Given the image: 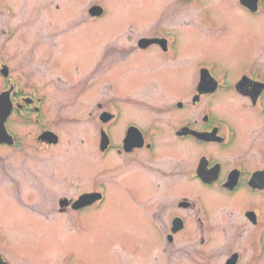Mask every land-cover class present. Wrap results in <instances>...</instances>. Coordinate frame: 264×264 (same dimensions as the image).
<instances>
[{"label":"rangeland","instance_id":"rangeland-1","mask_svg":"<svg viewBox=\"0 0 264 264\" xmlns=\"http://www.w3.org/2000/svg\"><path fill=\"white\" fill-rule=\"evenodd\" d=\"M97 4L106 10L101 18L89 15V8ZM159 28L176 34L174 47L179 53L175 60H163L152 47L138 52V59L123 67L115 65L116 78H104L105 52L120 50L125 32L130 31L132 51L135 39L154 36ZM94 52L104 62L102 68L90 65ZM0 56L11 62L21 85L45 94L43 117L47 125L69 112H80V108L88 112L94 102L114 100L122 108L124 120H138L147 133L160 137L155 160L186 162L191 151L193 156L219 154L211 146L175 143L159 126L152 129L147 125L151 114L148 97L154 96V85L143 83L150 78L149 64L160 60L182 69L185 82L179 87L189 92L201 62H215L229 72L226 89L203 97L197 104H191L189 97L190 108L175 111L177 122L191 118L201 125L205 109L211 108L215 118L229 121L236 130L238 141L230 152L237 158L244 152L249 135L254 143L256 135L264 131V113L252 111L250 102L230 87L247 71H260L258 64L264 68V0H260L257 14L240 0H0ZM114 58V63L122 60L118 52ZM137 63L145 72H137ZM91 73L85 88L93 79L96 82L87 88L84 101H76L80 84L84 85L79 77L85 79ZM135 95L145 106L125 104L126 97ZM63 96L68 97L63 101L68 106L60 104ZM78 121L60 119L58 125L50 126L61 139L59 145L46 149L32 144L33 129L23 120L9 121L22 143L15 148L0 147V253L11 264H224L231 251L239 253L238 264H264V241L253 242L259 233L264 240V228L255 233L243 215L250 207L245 206L246 201H259L260 196L245 200L242 194L230 196L197 182L189 187L185 183L188 188L184 190L193 199L204 200L200 202L206 204L216 226L210 227L213 239L205 247L193 239L194 229L171 245L161 240L162 230L152 218L156 206L148 204L155 183L142 172L124 170L122 157L115 151L99 159L95 122L89 115ZM112 130L119 137V128ZM219 157L231 158L228 151ZM114 172L120 179L115 182ZM100 182L107 186L101 206L86 208L76 218L54 211L59 197H75L80 190L90 193ZM182 189L172 186L165 196L170 198ZM159 198L163 206L165 197ZM175 206L174 200L170 205L174 213H184L195 222V214ZM46 207L54 208V213L49 209V215L42 216L41 212L48 211Z\"/></svg>","mask_w":264,"mask_h":264},{"label":"flooded vegetation","instance_id":"flooded-vegetation-1","mask_svg":"<svg viewBox=\"0 0 264 264\" xmlns=\"http://www.w3.org/2000/svg\"><path fill=\"white\" fill-rule=\"evenodd\" d=\"M91 8L92 6L89 8V11ZM105 14V9L103 14L99 17L92 16L89 13L91 17L95 18H101ZM155 30L157 34L154 36H140V38L135 39V45H133L134 49L132 51L129 45L131 41L130 31L129 34L125 32V34L121 36V39L123 38L124 40V45L122 44V46L119 47L120 50L112 48V50L105 52V57L103 58L106 67L104 78H106V75H112L113 78H116L118 72L114 71L115 65L117 66L119 64L120 67H123L131 63L134 59H138V52L147 51L152 47L156 48L159 56H162V59L164 57V59L171 61L175 60L179 53L174 47L177 42L176 34L164 28ZM151 40H158V42H151L145 46L141 44V42H145L146 44V42L148 43ZM117 52L122 58L120 63H114V54ZM95 53L96 52L93 53L94 55L92 56L90 65L93 64L97 69L102 68L104 62L100 59L98 60ZM137 64V72H145L140 68L139 63ZM149 66L152 69H148L149 72L146 73L150 78L144 81L143 84L148 81L151 85H154V96L148 95L149 104H147V110L151 114L147 118V125L151 124L152 129L159 126V130L162 131L163 135H168L175 143L184 144L191 142L198 146H211L213 151L219 154L213 156L208 152V154L204 153L202 155L197 154L193 156L191 151L186 158V162L175 160V158L166 161L155 160L154 153L157 150V142L160 141V137H157L155 133V136L147 133L145 125L138 120H124L123 110L119 103L114 100L104 101V103L103 101L94 102L88 112L80 108V112H69L66 116L55 119L52 125H47L43 117L44 106L47 101L45 94H39V89L27 88L21 85L19 81H17L18 77L12 69L11 62H7L2 56H0V82L3 86L0 88V98L7 99V106L0 100V128H2L1 124H4L8 131V135L5 137L7 140L0 141V147L15 148L22 144L19 141L17 132L9 125V121L11 123L14 122V118L23 120L24 124L28 126L27 128L32 127L33 132L31 133L32 140L34 141L32 144H34L36 148L46 149L59 145L61 139V135L57 130L50 126L58 125L60 119H63V121L66 120V123L71 119L75 124H79L78 122L80 121L78 120H83L85 116L89 115L92 117V122H95L94 124L98 129L97 132H95L99 142L97 157L99 159H106L112 151H115V153L117 152L122 157V168L124 170L131 171L132 173L142 172L148 179L155 183V191L152 193V197L148 204L156 206L154 207L155 212L152 218L158 228L162 230L163 236L161 240L163 239V241L165 240L169 244L174 245L177 240L186 237L188 231L192 232L194 229V235H192V237H194L193 239L196 238V240L199 239L198 243L201 247H205L211 243L213 236L210 233V227H215L216 224L212 222L206 204L204 205L200 202H204V200L200 197L193 199V195L186 192L187 190H184L192 186L193 182H197L199 186L207 189H217L218 191L220 189L230 196L242 194L245 200L246 197L253 198V196L256 195L260 196L259 201H246L245 206L248 204L250 207L243 210V215L254 227L255 233L256 230L259 231L264 228V206L262 204L264 200V131H260L258 135H256L254 138L256 141L254 143H252V141L250 142L249 135L247 144L244 147V152L237 158L235 154H231L230 152V148L238 141L236 130L229 121L215 118L211 108L205 109L206 112L202 115L201 125L197 124V122L193 123L191 118L177 122L175 115L177 112L176 110L184 111L189 107L190 103L187 101L189 97L191 98V104H197L203 97L216 96L218 91L226 89L228 87L227 78L229 72L219 69L215 62H201L199 66L196 67L198 78L195 86H193V82L191 84L192 90L195 88V93H191L192 90L189 92L187 89L179 87L181 84H184L185 77H182L183 71L177 64L166 61L161 62L160 60V62L155 64H149ZM258 66L260 71L256 73L247 71L243 76L236 79L233 84L231 83L230 87L233 86V88H231L238 95L250 102L252 111L261 115L264 113V68L261 64H258ZM205 68L209 69L210 73L218 81L215 93L210 92L209 86H205L203 92L198 88L201 72ZM92 74L93 73L85 77V79L79 77L81 82L82 80L84 81V85L80 84L81 91L75 96L77 98L76 101H84V93L88 92L96 82V79H93L90 81V85H87L89 90L85 88ZM191 74L192 72L189 75ZM245 76L250 79H243ZM177 77H179L178 80L180 82L178 81L176 85ZM242 79L244 80L243 89L249 93L247 95L237 88V85L243 81ZM31 87H33V84H31ZM82 88H85V90L82 91ZM61 99L60 104L68 106L63 102L64 100L67 101L68 97L63 96ZM124 101L127 105L132 103L131 105L135 106H145L144 103L139 102L136 95L132 98L126 97ZM200 103L203 105V102ZM8 105H10L11 108H8ZM159 108H162V111H160ZM191 110L192 105L190 111ZM258 110L260 113H258ZM161 113L164 114V117L161 116ZM94 124L91 125L94 126ZM59 127H61V125ZM94 127L93 129L95 130ZM115 127L119 128V137H117L112 130V128ZM34 131L37 132L34 133ZM193 131L201 134H212L210 136L213 138L211 140L199 139L193 134ZM48 132L57 135V142H49L43 137L44 134ZM207 136L209 137V135ZM1 139L4 138L2 137ZM222 151H228V156L231 158L228 160L220 159L219 156L222 154ZM112 180L114 182L120 180L118 179L117 172L113 173ZM185 183L188 184L187 188ZM175 185L183 188V192H176L170 198H167L165 195L172 186ZM106 194V183L100 182L96 184L93 191L90 193H83V191L80 190L75 197H59L57 209L46 207L48 211L41 212V215L48 216L49 209H52V211L54 209L55 212L58 211V213L62 215L74 214L76 218L81 215V212L86 208L101 206L104 199L106 200ZM159 195L165 197L163 206L160 205L161 201ZM174 200L176 201L175 207L177 210H187L190 214H195V222H190L189 217L184 213H174V211H172L173 208H171L170 205ZM255 236L253 242L257 241V243H262L264 241L262 234L259 233ZM164 250L166 252L167 249ZM0 254L7 264H11L7 257L2 253ZM233 256H236V264H238L240 255L238 252L234 251H231L230 256L226 259L224 264ZM80 264L85 263L82 262Z\"/></svg>","mask_w":264,"mask_h":264},{"label":"water","instance_id":"water-1","mask_svg":"<svg viewBox=\"0 0 264 264\" xmlns=\"http://www.w3.org/2000/svg\"><path fill=\"white\" fill-rule=\"evenodd\" d=\"M241 3L244 5V6H246L247 8H249L251 11H253V12H255L256 10H257V8H258V0H241ZM101 13V10H100V8L99 7H97V6H94V7H92L91 9H90V14L91 15H93V16H95V15H99ZM145 40V39H144ZM153 43V42H158V40H151L150 42H146V44H145V42L144 43H142L141 42V44L142 45H147V44H149V43ZM206 80V77H205V75H202V78H201V83H200V85H199V89L201 88V86H203L204 85V83L206 82L205 81ZM243 85H244V80L243 81H241L238 85H237V88H238V90L239 91H241L242 93H244V94H249L247 91H245L244 89H243ZM212 91H214L215 90V86L213 85V89H211ZM201 91V90H200ZM202 92V91H201ZM251 93V92H250ZM0 100L4 103V105L5 106H7V99L6 98H0ZM8 108H11L10 107V105H8ZM7 112V111H6ZM2 123V122H1ZM193 134L194 135H196L197 137H199L200 139H204V140H211L212 138L211 137H208L207 136V134H201V133H197V132H195V131H193ZM4 138V139H1V138ZM5 137H6V131H5V129L4 130H2L1 128H0V141H2V140H7V139H5ZM46 140H48L49 142H57V140H56V137L54 138V135L52 134V133H45L44 134V136H43ZM236 263V256H233L230 260H228V262H227V264H235Z\"/></svg>","mask_w":264,"mask_h":264},{"label":"bare ground","instance_id":"bare-ground-1","mask_svg":"<svg viewBox=\"0 0 264 264\" xmlns=\"http://www.w3.org/2000/svg\"><path fill=\"white\" fill-rule=\"evenodd\" d=\"M104 201H105V199H104ZM104 201H103V202H104Z\"/></svg>","mask_w":264,"mask_h":264}]
</instances>
